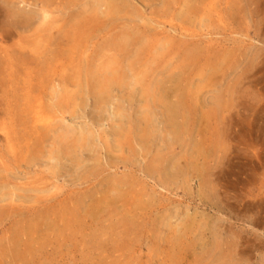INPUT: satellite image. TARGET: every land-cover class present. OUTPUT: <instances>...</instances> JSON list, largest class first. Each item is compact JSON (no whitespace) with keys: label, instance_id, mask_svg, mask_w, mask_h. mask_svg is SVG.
I'll use <instances>...</instances> for the list:
<instances>
[{"label":"rangeland","instance_id":"1","mask_svg":"<svg viewBox=\"0 0 264 264\" xmlns=\"http://www.w3.org/2000/svg\"><path fill=\"white\" fill-rule=\"evenodd\" d=\"M0 264H264V0H0Z\"/></svg>","mask_w":264,"mask_h":264},{"label":"bare ground","instance_id":"2","mask_svg":"<svg viewBox=\"0 0 264 264\" xmlns=\"http://www.w3.org/2000/svg\"><path fill=\"white\" fill-rule=\"evenodd\" d=\"M112 78H109V77H106L105 79H104V81H103V84H101V85H99L98 84V87H99V89H98V95H99V97L100 96H102V94L104 93L105 94V88H106V86H107V84H109L108 82L111 80ZM184 96L185 95H176V99H177V103H181V104H179L180 105V108L179 109H184L185 110V107L187 106V105H184L185 103H186V101L185 100H183V98H184ZM181 99V100H180ZM185 99V98H184ZM185 101V102H184ZM163 105V104H162ZM183 106H185L184 108H183ZM190 108H188L187 107V110H189ZM163 111H164V115L166 116V117H174V115L176 114L175 113V111L171 108V104L170 105H164V109H163ZM180 111V110H179ZM178 111V112H179ZM177 112V113H178ZM172 124H173V122H172Z\"/></svg>","mask_w":264,"mask_h":264}]
</instances>
